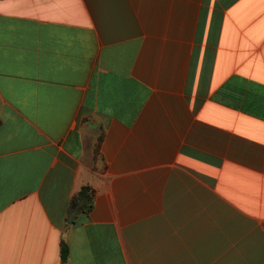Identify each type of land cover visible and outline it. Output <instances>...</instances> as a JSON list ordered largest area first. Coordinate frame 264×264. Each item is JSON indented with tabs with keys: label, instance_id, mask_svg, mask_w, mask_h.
Returning <instances> with one entry per match:
<instances>
[{
	"label": "crops",
	"instance_id": "obj_1",
	"mask_svg": "<svg viewBox=\"0 0 264 264\" xmlns=\"http://www.w3.org/2000/svg\"><path fill=\"white\" fill-rule=\"evenodd\" d=\"M61 237L66 264H264V0H0V264Z\"/></svg>",
	"mask_w": 264,
	"mask_h": 264
},
{
	"label": "trees",
	"instance_id": "obj_2",
	"mask_svg": "<svg viewBox=\"0 0 264 264\" xmlns=\"http://www.w3.org/2000/svg\"><path fill=\"white\" fill-rule=\"evenodd\" d=\"M100 139L101 136H99L96 142V148L94 149L95 154L98 152ZM71 198L72 204L74 203L75 205L80 206L84 213H88L93 207V204H95L93 189L87 184L82 185L77 191L73 192ZM59 253L61 257L59 264H66L68 259H70V253L68 243L64 237H61L59 241Z\"/></svg>",
	"mask_w": 264,
	"mask_h": 264
},
{
	"label": "water",
	"instance_id": "obj_3",
	"mask_svg": "<svg viewBox=\"0 0 264 264\" xmlns=\"http://www.w3.org/2000/svg\"><path fill=\"white\" fill-rule=\"evenodd\" d=\"M73 215V214H72ZM72 215H69L68 218L72 217ZM71 220V219H70Z\"/></svg>",
	"mask_w": 264,
	"mask_h": 264
}]
</instances>
